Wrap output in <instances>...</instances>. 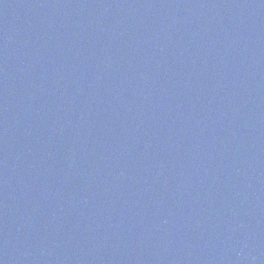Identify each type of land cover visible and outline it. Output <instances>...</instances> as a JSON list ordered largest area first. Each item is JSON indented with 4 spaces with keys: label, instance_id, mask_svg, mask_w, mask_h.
Instances as JSON below:
<instances>
[{
    "label": "water",
    "instance_id": "obj_1",
    "mask_svg": "<svg viewBox=\"0 0 264 264\" xmlns=\"http://www.w3.org/2000/svg\"><path fill=\"white\" fill-rule=\"evenodd\" d=\"M0 264H264V0H0Z\"/></svg>",
    "mask_w": 264,
    "mask_h": 264
}]
</instances>
